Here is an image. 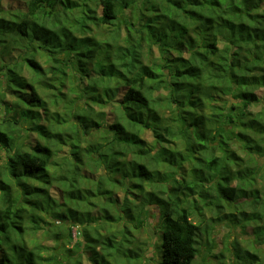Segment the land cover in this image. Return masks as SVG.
Returning <instances> with one entry per match:
<instances>
[{"label":"trees","instance_id":"obj_1","mask_svg":"<svg viewBox=\"0 0 264 264\" xmlns=\"http://www.w3.org/2000/svg\"><path fill=\"white\" fill-rule=\"evenodd\" d=\"M7 1L0 264H145L139 232L149 205L159 213L156 264H193L202 239L194 210L241 228L263 217L264 107L249 106L258 91L264 99V0ZM68 71L84 103L65 117L38 85L49 72L45 87L58 81L61 90ZM51 94L54 106L65 93ZM95 106L115 111L108 130ZM253 234L254 245L262 227ZM229 261L264 256L233 241Z\"/></svg>","mask_w":264,"mask_h":264},{"label":"rangeland","instance_id":"obj_2","mask_svg":"<svg viewBox=\"0 0 264 264\" xmlns=\"http://www.w3.org/2000/svg\"><path fill=\"white\" fill-rule=\"evenodd\" d=\"M10 4H13L14 6L17 5L15 1L8 0L7 1ZM108 29H105L102 31V33H107ZM156 51V49H155ZM155 54L158 56V53L155 52ZM41 64L46 67V64L44 62V59H40ZM47 68V67H46ZM45 68V69H46ZM47 71V69H46ZM69 78H66L64 80V86L61 87V90H59L56 85H58V81H53V88L47 89L46 83L50 82L51 76L50 73L47 72L42 76V84L38 85V89L40 90L41 95L47 99L48 104L52 107L53 111H58L60 115L67 117V115L64 114V112H68V109L70 106H72L75 102L76 105L81 106L82 103H84V99H78L75 100L76 95L79 96L83 92L82 85H79L78 82L76 81H71L70 78L72 76L70 75V72L68 71ZM84 85V83H83ZM54 94H60V91H62L64 96H62V101H59L58 105H54L49 102L50 99L53 97L51 92ZM122 91V90H120ZM258 91V90H257ZM44 93V94H43ZM257 94L260 96L259 102L253 103L249 106V109L251 111L255 112L259 109L264 107V99L261 98L262 91H258ZM66 95V96H65ZM10 98L9 96H6V99ZM95 110L99 113H96L94 115V118L96 121L100 122L103 121L105 123L104 130H108L110 127V124L112 123L113 119H115V111L110 108V106L100 108L98 106L94 107ZM165 114L169 115L171 112L167 109L162 110ZM64 114V115H63ZM99 116V117H98ZM90 131H93L90 130ZM142 137L148 141L150 144L152 142V133L149 130L143 131ZM184 138V137H182ZM35 136L32 135L31 138L29 139L30 144L34 143ZM181 141V140H180ZM177 141L176 143H178ZM174 145H177V144ZM174 145H171L174 147ZM236 146V145H235ZM180 148V146H179ZM61 151H66V147L62 146ZM238 149V148H237ZM238 152H240V149H238ZM60 155L62 153H58V155L55 156V159L60 162ZM260 163L264 164V157L259 158ZM92 165V164H91ZM93 166V165H92ZM88 166V170L95 172L94 166ZM52 170H57L54 167L50 168ZM50 170V171H52ZM180 172H185L187 175H185L186 178H191V171H190V166L185 165L183 169L179 170ZM53 179V177H52ZM54 180V179H53ZM261 182L263 180L261 179ZM56 182H54V186L51 189V193H54L57 198L59 196V192L56 190L58 186H56ZM85 187L91 188L92 190L96 188V185H93L91 183H85ZM196 197V194L194 195ZM199 203V202H198ZM152 210H151V215L148 220V222L141 228L139 232V237L141 241L143 242V249H144V256H145V264H156L158 256L156 253V248L155 245L159 241V235H160V229L158 227L159 223V213L157 211L156 207H152V205H149ZM200 207V204L198 205ZM245 210L250 211L249 204L247 203L244 205ZM96 210H93L92 212L94 213ZM211 213L209 211H206L204 209L203 216H198L196 213V210H194L192 220L196 223H200L201 231H202V239L200 240L201 243L199 245V252L197 256L195 257L193 264H229V258L231 256V242L233 241H238L239 244L242 247L248 248V249H254L256 252L259 253V255L264 256V242H262L263 235H261L258 239V242H255L256 244L253 245L252 240L256 237L253 234V229L256 226H261L263 233H264V215L260 220L257 221H252L250 223H245V226L243 228L239 226H234L229 222H215L210 218ZM206 227L207 231L206 232ZM73 232V238L72 242L75 241V228L72 229ZM138 233V231H137ZM208 234V235H207ZM41 234L35 235L32 237V240L34 239H39ZM44 243H47L44 241ZM51 243V242H50ZM72 244V243H71ZM89 259V258H88ZM88 259H85V264H89L90 262Z\"/></svg>","mask_w":264,"mask_h":264}]
</instances>
